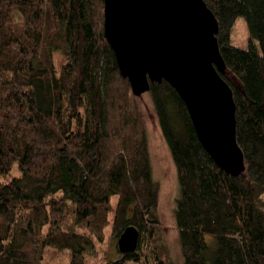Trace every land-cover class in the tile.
<instances>
[{
    "label": "trees",
    "instance_id": "1",
    "mask_svg": "<svg viewBox=\"0 0 264 264\" xmlns=\"http://www.w3.org/2000/svg\"><path fill=\"white\" fill-rule=\"evenodd\" d=\"M205 2L247 171L221 169L178 92L152 85L177 167L180 247L184 264H264V0ZM240 17L248 48L233 44ZM159 194L139 98L105 35V0H0V264H92L107 239V264H176ZM129 227L139 245L122 254Z\"/></svg>",
    "mask_w": 264,
    "mask_h": 264
},
{
    "label": "water",
    "instance_id": "2",
    "mask_svg": "<svg viewBox=\"0 0 264 264\" xmlns=\"http://www.w3.org/2000/svg\"><path fill=\"white\" fill-rule=\"evenodd\" d=\"M219 32L205 0H105V35L134 95L141 98L152 85L170 84L207 153L228 175L240 178L247 165ZM139 239L138 229L127 228L119 240L121 253L135 252Z\"/></svg>",
    "mask_w": 264,
    "mask_h": 264
},
{
    "label": "rangeland",
    "instance_id": "3",
    "mask_svg": "<svg viewBox=\"0 0 264 264\" xmlns=\"http://www.w3.org/2000/svg\"><path fill=\"white\" fill-rule=\"evenodd\" d=\"M249 40L250 34L247 20L244 17H240L237 20L233 34V44L237 47L248 48ZM139 105L148 130L154 177L160 184L159 214L164 224L165 237L170 247L173 261L176 264H184L175 216L176 201L180 193L177 167L163 137L151 94L147 93L139 98ZM109 242V239H107L106 243L98 246L99 252L95 258H92V264H107L104 257L110 248Z\"/></svg>",
    "mask_w": 264,
    "mask_h": 264
}]
</instances>
